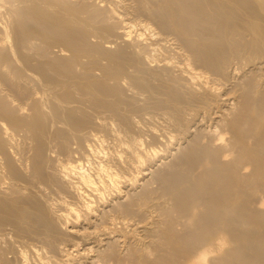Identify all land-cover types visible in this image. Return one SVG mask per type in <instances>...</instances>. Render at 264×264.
Segmentation results:
<instances>
[{
    "label": "bare ground",
    "instance_id": "6f19581e",
    "mask_svg": "<svg viewBox=\"0 0 264 264\" xmlns=\"http://www.w3.org/2000/svg\"><path fill=\"white\" fill-rule=\"evenodd\" d=\"M125 1L0 0V31L6 29L2 26L6 15L10 20L20 18L9 32L18 54L8 51L10 39L4 32L6 36L0 37V233L10 236L8 245L7 240L0 242V264H85L86 250L95 249L74 251L86 240L130 245L133 264H264V216H258L264 215V201L254 200L256 206L253 202L256 192H264V85L262 81L248 85L249 79L242 77L245 82L238 81L250 64H264V0ZM156 25L163 32L156 31ZM173 30L175 39L163 36L166 31L174 34ZM147 31L151 36H146ZM110 45H116L115 50ZM123 83L149 94L157 107L175 112L173 124L179 134L159 136L167 145L206 124L205 132L213 137L210 145L193 143L195 148L185 153L188 156L176 159L178 164L184 162L177 176L168 175L169 180L176 179L175 184L166 183L170 188L165 196L172 200L165 199L170 203H156L148 193L149 183L148 191H139L136 197L131 193L126 204L109 203L123 196V188H135L145 171L128 176L115 170L110 159L102 160L107 154L100 147L107 139L99 135L100 128L104 132L109 127L92 119H101L102 112L109 110L111 119L119 118L126 126L128 119L119 108L125 100ZM243 100L246 104L240 109ZM94 107L107 110L96 108L101 112L97 117L90 113ZM186 111L194 113L195 129L185 123ZM141 143L127 147L123 162L128 167L145 168L150 157L163 156L161 150ZM98 159L99 165L89 170ZM245 164L253 168L251 174L248 167L237 172ZM155 193L157 198L163 192ZM64 194L74 201L60 197ZM58 207L60 213L55 211ZM149 212L157 214L158 220L151 223L160 230L157 247L162 253L158 257L152 253L156 261L146 249L149 245L131 241L135 227L141 228ZM136 218L145 222L135 226L131 221ZM81 222L85 229L78 228ZM176 226L186 231L179 228V232ZM229 232L236 241L229 240ZM61 234L79 237L83 243L73 244ZM116 251L107 250L103 260L99 253L98 260L90 263L106 264L109 257L122 264Z\"/></svg>",
    "mask_w": 264,
    "mask_h": 264
},
{
    "label": "rangeland",
    "instance_id": "374dc122",
    "mask_svg": "<svg viewBox=\"0 0 264 264\" xmlns=\"http://www.w3.org/2000/svg\"><path fill=\"white\" fill-rule=\"evenodd\" d=\"M110 1V0H109ZM127 2V3H126ZM131 3L130 2V0L128 1V0H126L125 1V3L126 4H129V3ZM8 17V18H7ZM10 18V16H8V15H6V18H4V22L6 23L5 25L7 26H5V25H2L3 27H5L6 29H5V31H2V29H1V31H0V37L2 36V37H5L6 35L9 37L7 40L9 41V39H10V41H9V44L7 43V49H8V51H10V53H16V54H18V48L15 46V43H14V37L13 36H9L10 34H9V32H12V31H14V28H15V26H16V21L18 22V19H20L19 17H16V18H11V20L9 19ZM8 19V20H7ZM13 19H14V21H13ZM139 19H141V20H144V21H148V23L149 22H151L150 20H148L146 17H142V18H139ZM152 24H153V22H152ZM12 30H11V29ZM155 28V27H154ZM157 28H158V26L156 25V31H162V30H160L159 28V30H157ZM174 31V30H173ZM1 32H4L6 35H3V33L1 34ZM148 32V33H147ZM146 32V36H148L149 37V35L151 36V32L150 31H147ZM150 32V33H149ZM163 32V31H162ZM161 32V33H162ZM169 32V33H168ZM175 32L176 31H174V34H173V32L172 31H166V33L164 32L163 33V36L164 37H167L169 40H173V38L175 39L176 38V34H175ZM167 34V35H166ZM166 35V36H165ZM96 42V41H95ZM13 43V44H12ZM102 44H104V40H103V43ZM10 46V47H9ZM14 46V47H13ZM112 46L113 47H115L116 48V45H110V47L112 48ZM13 47V49H11ZM6 48V47H5ZM3 49L4 51H6V49ZM110 48V49H111ZM115 48L113 49L112 48V50H115ZM11 49V50H10ZM15 50H16V52H15ZM171 50V49H170ZM170 50H169V52H170ZM172 51V50H171ZM34 52V51H33ZM173 52H170L169 53V55H171ZM15 54V55H16ZM171 56H174V53H173V55H171ZM264 59V58H263ZM263 59H260L261 61L263 60ZM260 60H258V61H260ZM257 61V60H256ZM264 61V60H263ZM248 62V61H247ZM246 62V63H247ZM251 65H253V64H250L249 66H248V68H246V70H245V72L240 76V78H239V83H243V82H245V80H248V82H246V84L248 83V85L249 84H253V83H255L256 84V82L258 83H262L263 82V85H264V74H263V68L262 69H260V70H262L261 72L259 71V67L261 66H263L264 67V64L263 65H253V66H251ZM258 67V68H257ZM254 68V69H253ZM255 68H257V69H255ZM251 70V71H250ZM256 70H257V72L259 73V74H261L262 73V75L261 76H263V77H261L257 72H256ZM253 71H255L254 73H253ZM251 73H253L252 75H251ZM256 75V77L254 76V78H253V75ZM245 75H246V77H245ZM258 75L260 76V77H258ZM249 76V77H248ZM243 79H245V80H243ZM261 78V79H260ZM241 79H242V82H241ZM256 79V80H255ZM257 79H259V81L257 80ZM251 81H253V82H251ZM262 81V82H261ZM237 82V81H236ZM235 82V83H236ZM181 83V82H180ZM238 82H237V84L236 85H238L239 84ZM126 83H123V85L126 87V86H128V89H126V88H124L123 87V85H122V87H121V89H122V91H123V96H124V99L126 100V102H125V100H122L123 102V104L122 103H119V108H120V110H121V112L122 113H124V115H122V116H125V114H126V116H125V118H124V120H126V119H128L127 121L129 122V123H127V121H125L126 122V126H125V124H124V122H123V120H121L122 122L120 123V119L119 118H116L115 116H114V114H113V117H115L117 120H115V119H111L112 118V115L110 114V113H108L109 112V110H107V109H105V108H101V107H98V108H101V112H102V110H107L108 112H107V114H105L104 112H102V117H101V119H100V117L97 119L96 117H95V119L93 118H91L93 121H99V120H102L101 121V123H103L104 125H105V123H106V126H107V128L108 129H104V132H102L103 130V128H100L101 129V133H99V130L97 129V132L99 133V135H103V134H105L106 136H104L105 138H103V139H107V142L105 143V142H103V146L102 147H100L101 149H102V151L104 150V153L105 154H107V155H104V153L102 154V155H104V156H102L101 158H102V160L104 161V162H106V161H108L109 159V162H110V164H111V166L115 169V170H122V171H126L127 173L126 174H128V176H138L140 173L139 172H141L142 170H147L148 172H145L144 171V175L143 174H140L139 175V177H138V184L136 185V186H138V187H136L135 186V188H133L132 190H131V187H125V188H123L122 190V192L124 193L123 194V196L121 197V198H113L114 200L111 202V201H109V203H111V205L112 206H120L121 204H126V201L128 200H130V199H127L126 200V198H129V197H136L137 195L136 194H140V193H142L141 191L142 190H144L145 192L146 191H148L147 190V186H148V188H150L149 186L151 185V189L149 190V192L148 193H150L151 195H152V199L154 200V201H156V203L158 202V201H160V202H164L165 203V201L166 202H168V200H172L171 199V197L170 196H165V193L164 192H166L167 191V189H168V187L170 188V186H168L169 184H167L166 185V183L167 182H172V184H175V183H173V182H175V180H169V176L170 177H172V179L174 178L173 176H177L178 174H179V165L180 164H182L181 162L183 161V160H181L180 161V164H178V162H177V160L176 159H178V161H179V159H182V156H188V154L190 153V152H188V150L190 149L191 150V148L193 149V148H195V146H197V144H202V145H204V144H208V145H210L211 143H209V142H211L212 141V139H213V137H211L209 134H207L205 131H208L209 129L207 128V127H205L206 125H204V126H201V128L199 129L198 128V132H196V131H194V132H196V133H194V132H192V133H187V134H185L184 136L181 134L180 135V137L182 136V139L181 138H179L178 139V141L176 140H174V144H169V145H167V143H166V141L163 139L162 140V137L160 138L159 136L160 135H162L163 134V132L165 133V134H168L169 133V135H178L179 134V131L177 132L176 131V129H175V127H174V117H175V112L173 113L172 111H170V110H167L166 108L165 109H163L164 107H157L156 105H155V103L154 102H152L148 97H147V95L149 96V94H145V93H142V92H140L139 90V92L137 91V89L135 88L134 89V87H133V85H128L129 83H127L126 85H125ZM131 86H132V88H131ZM238 86H245V84H240V85H238ZM264 87V86H263ZM126 89V91H124ZM130 90H132V91H130ZM134 90V91H133ZM137 91V92H136ZM132 92H134L133 94H132ZM126 93H128V95L126 94ZM142 93V94H141ZM131 94V95H130ZM145 94V95H144ZM126 95L128 96V98L126 97ZM141 95H142V97H141ZM132 97V98H131ZM141 97V98H140ZM129 98H130V100L131 101H129ZM250 98V97H249ZM147 99H148V101H147ZM161 99H162V97H161ZM164 99H167V98H165V96H164V98H163V100ZM106 101H108L107 99H105ZM247 100V99H246ZM246 100H243L242 101V104H241V106H240V109L243 107V105L244 104H246ZM109 101H111V98L109 99ZM245 101V102H244ZM154 103V104H153ZM247 103H248V101H247ZM136 105H138L137 106V108H136ZM133 106V107H132ZM245 106V105H244ZM139 107V108H138ZM146 107V108H145ZM149 109H148V108ZM182 107H184V105H182ZM92 108V107H91ZM97 108V107H96ZM95 107L93 108V109H90L89 111H90V113L92 112V113H94V115H96V114H98L99 113V116L101 115V112L99 111H96L97 109H96ZM160 110H159V109ZM138 111H137V110ZM142 109H144V110H142ZM95 110V111H94ZM146 110V111H145ZM149 110V111H148ZM152 110H153V112H152ZM165 110V111H164ZM166 110L169 112H166ZM159 111V112H158ZM98 112V113H97ZM144 112H146V113H144ZM189 111H186V113H183L182 114V116H183V118H184V120H185V123L187 124V125H190L189 126V128L190 127H192L194 124H195V122H197L196 121V118L194 117V113H192L191 114V112L190 113H188ZM91 113V114H92ZM132 113V114H131ZM190 114V115H189ZM94 115H92V116H94ZM104 115V116H103ZM108 115V116H107ZM110 115V116H109ZM168 115V116H167ZM184 115H185V117H188V119L187 118H185L184 117ZM97 116V115H96ZM130 116V117H129ZM133 116V117H132ZM166 118H165V117ZM170 116H171V118H170ZM98 117V116H97ZM108 117V118H107ZM126 117H128V118H126ZM135 117V118H134ZM190 117H192V118H190ZM121 118V117H120ZM106 119V120H105ZM109 119V120H108ZM130 119V120H129ZM132 119V120H131ZM172 119V120H171ZM111 120H113V122L111 121ZM168 120H169V123H168ZM106 121V122H105ZM132 121H133V123H132ZM187 121H188V123H187ZM192 121V122H191ZM114 122H115V124H114ZM171 122V123H170ZM107 123H109V124H107ZM113 125H112V124ZM119 123V124H118ZM123 123V124H122ZM132 123V124H131ZM135 123V124H134ZM118 126H117V125ZM127 124L129 125V127H130V129L129 128H126V127H128L127 126ZM171 124V125H170ZM193 124V125H192ZM122 125V126H121ZM117 126V127H116ZM121 126V127H120ZM134 126V127H133ZM167 126V127H166ZM112 127H113V129H112ZM195 125H194V127H193V129H195ZM117 128V129H116ZM124 129V132H122V129ZM112 129V130H111ZM120 129V130H119ZM132 129H135V130H132ZM138 129V130H137ZM201 129H204V131H202ZM111 130V131H110ZM114 130V131H113ZM128 130V131H127ZM152 132H151V131ZM155 130V131H154ZM201 130V131H200ZM106 131V132H105ZM113 131V132H112ZM116 131H119V132H116ZM151 133H150V132ZM160 131V132H159ZM201 133H200V132ZM108 132V133H107ZM121 132V133H120ZM126 132V133H125ZM156 132H157V134H159V135H157L156 134ZM162 132V133H161ZM168 132V133H167ZM133 133V134H132ZM152 133H155L156 135H154L153 136V138L151 137V135H152ZM204 133H205V135H204ZM110 136H109V135ZM122 136H120V135ZM126 134L128 135V137L126 136ZM136 134V135H135ZM151 134V135H150ZM101 135V136H102ZM207 135V136H206ZM209 135V136H208ZM114 136V137H113ZM126 136V137H125ZM132 136V137H131ZM141 136H143L142 137V139H143V142L141 143ZM116 137V138H115ZM121 137V138H120ZM130 137V138H129ZM110 138V139H109ZM112 138H114L113 140H115V143H114V141L112 140ZM127 138V139H126ZM128 138L130 139V140H128ZM138 138V139H137ZM152 138V139H151ZM158 139V140H156V139ZM212 138V139H211ZM117 139H118V141H117ZM122 139H124V140H122ZM135 139V140H134ZM155 139V140H154ZM104 140V141H105ZM111 140V141H110ZM155 141V143H153L154 141ZM180 140V141H179ZM206 140V141H205ZM108 141H109V143H108ZM113 141V142H112ZM123 141V142H122ZM129 141V142H128ZM133 141H134V143L136 142V141H139L141 144H143V147H145V148H150V147H155L156 149H158V150H161L160 151V153H164L163 154V156H162V154L160 155V157H158L157 159H155L153 156L152 157H150L149 158V161H147V162H145V164H147V165H145L146 167L145 168H140V167H138L137 166V168L135 169H133V168H131L130 166L128 167V165L127 164H125L124 162H123V160L125 161V159L128 157V155H127V147L128 146H132L134 143H133ZM150 141V142H149ZM161 141H165V142H161ZM193 141H195V142H193ZM119 142H121V143H119ZM125 142V143H124ZM161 142V143H160ZM29 143H30V141H29ZM107 143H108V145H107ZM116 145H114V144ZM133 143V144H132ZM195 144V146H194V144ZM125 144V145H124ZM127 144V145H126ZM132 144V145H131ZM145 144V145H144ZM164 146H163V145ZM191 144V145H190ZM179 145H181V146H179ZM98 146V145H97ZM150 146V147H149ZM167 146V147H166ZM170 146V147H169ZM194 146V147H193ZM74 147H76L75 145H73V148ZM165 147V148H164ZM179 147H180V149H179ZM160 148V149H159ZM186 149H187V151H186ZM180 150V151H179ZM163 151V152H162ZM182 151V152H181ZM112 152V153H111ZM169 152V153H168ZM186 152H188V154H185ZM111 153V154H110ZM173 153V154H172ZM176 154V157H175V154ZM180 153H182V154H184V155H182V154H179ZM113 157H112V156ZM178 155V156H177ZM121 157V158H118L119 159V161H118V159H116L117 157ZM115 157V158H114ZM64 158V157H63ZM62 158V159H63ZM112 158V159H111ZM160 158V159H159ZM65 160H66V158H64ZM63 159V160H64ZM155 160V161H153V160ZM159 159V160H158ZM101 159H98V160H94L93 162L94 163H92L93 165H89L88 166V169L89 170H93V168L94 167H97V164L99 165V161H102ZM106 160V161H105ZM121 160V161H120ZM127 160V159H126ZM175 160V161H174ZM115 161V162H114ZM167 161H168V163H167ZM170 161V162H169ZM108 162V163H109ZM121 162V163H120ZM123 162V163H122ZM150 162V163H149ZM154 164H153V163ZM173 162V163H172ZM176 163V165H178L177 166V168L175 167L176 165H174L175 163ZM184 162V161H183ZM118 163V164H117ZM152 163V164H151ZM166 163V164H165ZM171 163V164H170ZM245 163V162H244ZM119 164L121 165L120 167H119ZM247 164V163H246ZM246 164H245V166H243V168H236V170H238L237 172H245V170H244V168H246L247 169V167H248V165H247V167H246ZM95 165V166H94ZM150 165V166H149ZM152 165V166H151ZM242 165H244L243 163H242ZM242 165H240V166H238V167H242ZM91 166H94V167H92L91 168ZM174 166V167H173ZM127 167V168H126ZM144 167V166H143ZM165 167H166V169L167 170H165ZM173 167V168H172ZM251 166H249L248 167V169H249V174H251V170L253 171V168H250ZM119 168V169H118ZM131 170H130V169ZM170 168V169H169ZM176 168V170H174ZM139 169V170H138ZM251 169V170H250ZM133 170V171H132ZM161 170V171H160ZM170 170V171H169ZM173 170V171H172ZM178 170V171H177ZM158 172V173H157ZM161 172H162V175H161ZM166 172H168V173H166ZM133 173V174H132ZM138 173V174H137ZM146 173V174H145ZM148 173V174H147ZM160 173V174H159ZM174 173V174H173ZM131 174V175H130ZM172 174H173V176H172ZM246 174V173H245ZM169 175V176H168ZM140 176L142 177V178H140ZM168 177V178H167ZM166 178V179H165ZM153 179V180H152ZM168 179V180H167ZM151 181V182H150ZM157 181V182H156ZM169 182V183H170ZM146 183H149L150 185H148V184H146ZM143 184V185H142ZM154 184V185H153ZM178 184V183H177ZM170 185H171V183H170ZM144 186V187H143ZM168 186V187H167ZM173 186H176V187H179L178 185H173ZM142 187H143V189H142ZM156 187H158V188H156ZM172 187V186H171ZM156 188V189H155ZM138 190V191H137ZM160 191V194L161 195H164V196H161V195H159L158 194V196H159V199H157L158 198V196H157V198H156V193H159V192H156L155 193V191ZM161 190H162V192H161ZM164 190V191H163ZM166 190V191H165ZM169 190V189H168ZM252 190V189H251ZM250 190V191H251ZM139 191H140V193H139ZM143 191V192H144ZM127 193V194H126ZM132 193V194H131ZM147 193V194H148ZM259 193V194H258ZM133 195V196H131V195ZM264 194V192L262 193L261 191L259 192H256V195H255V197H253V198H255V199H253V202H254V206H256V203H257V201L259 200V203L260 202H263L264 201V197L262 198V195ZM127 195H128V197H127ZM136 195V196H135ZM161 196V197H160ZM264 196V195H263ZM60 197H66L67 198V200L68 201H72L69 197H68V195L67 194H64L63 196L61 195ZM162 197H164V198H162ZM66 198H65V200H66ZM164 200L165 198H168V200L167 199H165L164 201L162 200V199ZM123 199H124V201H123ZM258 199V200H257ZM261 199V200H260ZM117 200V201H116ZM126 200V201H125ZM254 200H257L256 202L254 201ZM263 200V201H262ZM74 201V200H73ZM178 201V200H177ZM118 202H121L120 204H117ZM123 202V203H122ZM172 202V201H171ZM179 202V201H178ZM168 203H170V201L168 202ZM172 204V203H171ZM166 205H168L167 203H166ZM169 206H170V204H169ZM105 208V207H104ZM104 208H102V209H104ZM106 210H108V209H111V206H109V207H107V208H105ZM60 211V208L58 207V208H55V211ZM58 211V212H59ZM60 213V212H59ZM150 213V214H149ZM148 214H147V216H146V218L148 217V219H146L145 221H143L142 219H137L136 218V222L138 223H136L135 221H131V223L133 224V225H140V221L142 220V223H144V224H142V226H141V228L139 227V226H136L135 228H137L136 230H138V232L135 230V232L132 234V236L134 237V238H132L131 239V241H135V243L137 244V245H141L142 243V245L141 246H144V245H149V247L150 248H148V246H147V250L149 251V253H150V258H151V260H153L154 259V257L156 256V257H158L162 252H161V249L159 250L158 249V247H157V241H159V239H160V234L158 233V231H157V229L159 230V226L158 225H155L154 224V222L153 223H151L152 221H154V220H158L157 219V214H155L154 212L152 213V212H149ZM150 215V216H149ZM151 215H153V217L151 216ZM156 215V216H155ZM154 216H155V218H154ZM258 216H260L261 217V219H263L262 218V216H264V215H258ZM152 217V218H151ZM154 218V219H153ZM150 219H151V221H150ZM161 219V218H160ZM149 220V221H148ZM147 221H148V223H147ZM133 222H135V223H133ZM150 222V223H149ZM56 224L57 225H59L60 224V221H56ZM147 224H149V226L147 225ZM153 224V225H152ZM81 225L82 226H87L86 224H84V222H81V224L78 226V228L79 229H85L84 227H81ZM143 225H144V227H143ZM155 225V226H154ZM60 226V225H59ZM151 226V227H150ZM153 226V227H152ZM81 227V228H80ZM145 228V227H148L149 228V230L146 232V231H144L143 230V228ZM176 227H178V226H176ZM183 227V226H182ZM181 226L180 227H178L177 229H178V231L180 232V230H181V232H185L186 231V228H184L183 230L184 231H182V228ZM139 228V229H138ZM179 228H180V230H179ZM152 229H154V230H152ZM156 229V230H155ZM152 230V231H151ZM1 231V230H0ZM8 231V230H7ZM151 231V232H150ZM153 231H156V232H154V233H157L156 235L153 233ZM160 231V230H159ZM64 232V231H63ZM145 232V233H144ZM149 232H150V234H152L153 236H150V234H149ZM6 233V231L5 232H2V234L0 235L1 237H0V242L2 243V244H6L4 241H6L7 240V244L6 245H8V243L10 242V236H2L3 234H5ZM8 233V232H7ZM131 233V232H130ZM136 233H138L137 235H136ZM147 233L149 234L148 236H150L151 238H148V236H147ZM140 235H141V237H140ZM143 235H145V236H143ZM233 235V234H232ZM69 237V239L71 238V242L73 241V244L74 243H77V241L78 242H82L83 243V241L81 240V238H79V237H74V236H71V235H69L68 236V234H64V235H62L61 234V237H63L62 239H65L66 238V240H69L67 237ZM71 236V237H70ZM131 236V237H132ZM147 236V237H146ZM139 237V238H138ZM145 237V238H144ZM154 237H156V238H153ZM229 240H231V238H235V236H233V237H231V234H230V232H229ZM143 238H144V240H143ZM149 239L148 241H147V239ZM158 238V239H157ZM233 238V240L234 241H236L237 240V238H235L234 239ZM4 239V240H3ZM134 239V240H133ZM141 239L144 241V242H142L141 241ZM2 240V241H1ZM80 240V241H79ZM130 241V242H131ZM139 241V242H138ZM140 241H141V243H140ZM149 241H151V242H149ZM154 241V242H153ZM233 241V243L236 245V242H234ZM108 242V241H107ZM149 242V243H148ZM152 242H153V244H152ZM232 242V241H231ZM0 243V247H1V244ZM86 243H90L89 245H86ZM86 243H85V241H84V243L81 245V243H80V246L77 248V251H74V254H78V251H82L83 252V248L85 247V248H90V247H92V250L93 249H95L94 251H89L88 250V252H87V250L84 248V250H86V252H85V256H86V258L84 257V259L86 260V262H83V263H85V264H92V262H96L98 259H97V257L99 256V253H100V257H101V259H102V257L104 258V257H106V255L105 256H103L104 255V253L106 254V253H108V252H110L111 251V253L112 254H114L113 252H114V250L116 251V252H118V253H115V254H118L119 256H121L120 258L122 259H124V261H126V262H124L123 260H121L120 259V261L122 262V264L124 263V264H133L134 262H135V260H133V257L131 258V256L134 254H132V250H134V249H132L131 247V250L129 249V246L127 245V246H124V244L122 245V244H120V246H118V247H114V244H111V241H110V243L108 244H106V241L104 242V244L103 245H100V244H98V243H93V241H91V240H89L88 242H87V240H86ZM140 243V244H139ZM145 243V244H144ZM151 243V244H150ZM156 243V244H155ZM91 244H92V246H91ZM108 246V245H110L109 247V249L107 248V249H105L106 247V245ZM130 244V243H129ZM234 244L232 245V243H231V245L232 246H234ZM5 245V246H6ZM86 245V246H85ZM94 245V246H93ZM105 245V246H104ZM155 245H156V247H155ZM4 246V245H3ZM122 246V247H121ZM146 246H144V247H146ZM232 246H230V244H229V249H231V251L230 252H232V250H233V247ZM114 247V248H113ZM236 247V246H235ZM98 248V249H97ZM101 248V249H100ZM111 248H113L112 250H111ZM134 248V247H133ZM79 249V250H78ZM105 249V250H104ZM104 250V251H103ZM107 250H108V252H107ZM95 251H98V252H96L95 253ZM113 251V252H112ZM76 252V253H75ZM83 252V253H84ZM93 252V253H92ZM102 252V253H101ZM120 252V253H119ZM127 252V253H126ZM130 252V253H129ZM159 252H161V253H159ZM163 252H167V251H163ZM229 252V254H231ZM90 255H89V254ZM95 253V254H94ZM124 253V254H123ZM155 254V256L153 255V254ZM159 253V254H158ZM30 254V253H29ZM28 254V255H29ZM93 254V255H92ZM121 254H123V255H121ZM130 254H132V255H130ZM216 254V253H215ZM87 255H89V256H87ZM151 255H152V257H151ZM13 258H15L13 255H11ZM109 256V255H108ZM124 256V257H123ZM126 256V257H125ZM154 256V257H153ZM11 257V259H13ZM28 257H30V255L28 256ZM96 257V258H95ZM99 257V258H100ZM155 257V258H156ZM31 258H32V256H31ZM88 258H90V260L88 259ZM95 259V261H93ZM101 259H99V260H101ZM125 259H128V260H125ZM13 260H15V259H13ZM92 260V262L90 263V261ZM103 260V259H102ZM133 260V261H132ZM157 259H154L153 261H156ZM89 261V262H88ZM107 261H108V263H107ZM120 261H119V263H120ZM104 261H102V263L101 262H98L97 264H99V263H101V264H104L103 263ZM132 262V263H131ZM167 262H168V260H167ZM118 262L116 261V260H114L113 259V261H112V259L111 260H109V257H107L106 258V264H117Z\"/></svg>",
    "mask_w": 264,
    "mask_h": 264
}]
</instances>
